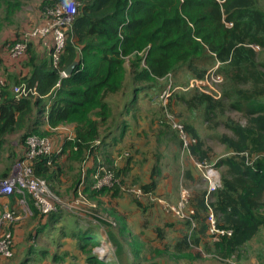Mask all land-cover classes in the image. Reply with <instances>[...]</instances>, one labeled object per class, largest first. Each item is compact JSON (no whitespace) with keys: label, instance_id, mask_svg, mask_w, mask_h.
Listing matches in <instances>:
<instances>
[{"label":"trees","instance_id":"trees-1","mask_svg":"<svg viewBox=\"0 0 264 264\" xmlns=\"http://www.w3.org/2000/svg\"><path fill=\"white\" fill-rule=\"evenodd\" d=\"M2 1L6 0H0V3ZM32 44L29 43L25 56L17 61L28 57ZM256 46L264 48L261 0H78L77 13L67 32L58 66H52L46 48L43 51L46 57L31 58L29 74L15 80L12 86L34 88L37 95L16 99L12 89L11 92L5 90L4 81L0 91V154L5 135L25 128L29 120L34 125L24 140L30 135L47 137L36 128L41 124L50 128L71 124L74 138L65 144L72 154L67 164H78L84 152L90 150L101 136L99 122L93 117L103 122L104 127L111 107L107 98L124 88L126 73L133 91L124 112L134 115L132 111L136 108L132 105L139 88L155 86L167 75L179 72H185L190 79L202 78L218 64L217 71L223 77L221 98L213 99L198 90L181 89L178 90L184 93L173 94V97L191 113L201 111L205 121L229 132L218 135L229 153L217 163L208 159L193 125L182 124L190 138L188 155L191 154L196 162L215 164L220 173L221 187L212 194L208 205L216 217L217 227L230 230L231 234H208L206 188L196 195L189 191L188 205L194 213L190 219L181 220L186 232L171 248L174 253L184 255L195 247L208 250L211 244L222 259L237 257L264 230V63L257 60ZM77 56L80 63L73 73L68 77L60 76ZM226 108L242 112L244 123L226 116ZM167 116L168 113L161 116L157 123L173 130L178 146L182 147ZM125 125L118 137L122 136ZM54 154L33 159L31 167L34 175L43 179L59 197L61 183H58V177L61 176L57 175V168H53L58 158ZM122 155L121 158L128 156ZM107 170L119 181V185L108 191L121 194L116 190L123 186L121 170ZM185 175L187 180L191 179L189 171ZM194 176L201 179L196 171ZM135 187L141 189L142 196L132 194L129 198L145 211L147 197L157 198L153 196L157 182L152 177L149 182ZM103 191L107 190L93 191L91 195L97 199ZM154 231L160 241L157 227ZM74 233L80 249L96 243L92 242L94 232L84 226ZM31 246L28 250L38 252L35 245ZM86 255V264H103L92 254Z\"/></svg>","mask_w":264,"mask_h":264},{"label":"rangeland","instance_id":"rangeland-1","mask_svg":"<svg viewBox=\"0 0 264 264\" xmlns=\"http://www.w3.org/2000/svg\"><path fill=\"white\" fill-rule=\"evenodd\" d=\"M55 2L54 0H8L7 3L6 0L0 3V79L6 83L5 90L11 92L15 80L29 74L28 64L31 58L38 60L46 57L43 53L46 47H43L41 42H33L30 54L23 61L10 60L7 54L13 41L30 28L45 21V10L56 4ZM261 7L264 8V0H261ZM256 52L257 60L264 63V48L257 49ZM189 79L185 72H179L167 75L155 86H149L146 89L139 88L136 92L137 99L132 105V108H136L132 111L133 115L127 111L124 112L133 91L131 88L133 84L126 73L123 81L124 88L107 98L111 107L109 118L105 120L104 127L103 122L93 117L99 122L101 136L98 142H94L90 150L84 152L78 164H67V160L72 157V154L70 148L65 144L74 138L73 125L61 124L56 128H50L46 124H41L36 127L42 133L41 135L52 140L55 148L54 153L58 155L57 165H53V168H57V175L61 176L58 178H62V181L59 180L58 183L63 184L58 194L59 197H57L58 211L50 216L42 217L44 223H41L39 217V220L36 221L37 225L32 219L30 221V217L36 215L37 212L31 211L32 215L29 217L22 216L24 223L21 224V227L24 232L19 244L21 250L14 252V247H16L14 242L12 257L2 259L3 261L0 259V264H86V254L99 257L100 254L96 247L100 243L106 244L108 248V251L99 257L103 264H264V230L259 232L238 253L237 257L229 260L216 255L211 244L208 245V250L195 247L189 254L178 255L171 248L174 243L173 223L165 222L164 217H160L161 224L158 227L155 225L160 241L154 244L141 242L137 235L128 236L127 233L126 238L120 237L119 240L109 234L106 238H101L97 233H93L92 242H96L94 245H87L85 249H80L78 246L73 231L74 228H77L76 224H83L84 229H90L92 232H95L98 227L95 222L97 219L105 220L110 226H117V224L113 225V222L116 223V218L112 216L110 207L102 208L91 195L93 193L92 174L100 165L107 169L121 170L120 177L123 186L116 189L121 191V194L117 196L118 193L115 195V190H111L113 196L120 199L123 198L122 194L127 197L133 196L126 191L127 188L135 187L142 182L147 183L152 177L157 182V190L153 195L157 198L152 200L147 197L146 200L150 204L154 201L160 205L157 199L173 203L176 201L181 187L192 192L193 195L205 190L204 182L194 176L193 156L186 154L178 146V140L175 139L173 130L161 127L157 123L161 116L168 113L181 124L187 122L193 125L204 144L202 149L212 162L218 163L229 153L218 139L219 134H229V132L221 126H212L213 122L205 121L201 111L191 113L184 104L173 97V94L184 93L176 88L184 87ZM174 89L176 90L173 93ZM165 90H171L172 95L164 102L161 95ZM219 90H221V86H219ZM225 111L226 116L244 123L242 112L229 110V108H226ZM32 122L29 120L28 126L4 137L0 154V174L5 166L8 169V175L5 178L15 170L17 161L24 154L26 148L24 137L33 127ZM123 124H126L125 130L122 136L118 137ZM12 143L15 144L12 145ZM124 153L128 154V158H121ZM87 161L92 162L91 170L87 169ZM187 171L191 176L189 180L185 175ZM5 178H0V181ZM107 192L109 191L102 193L107 194ZM77 198H81L78 206L72 204ZM75 206L79 209H75ZM17 221L11 226L17 224ZM107 228L109 227H105V230ZM145 240L147 241V239ZM31 245H35L33 247H36L38 252L28 250L32 247ZM196 253H200L198 258H195Z\"/></svg>","mask_w":264,"mask_h":264},{"label":"built area","instance_id":"built-area-1","mask_svg":"<svg viewBox=\"0 0 264 264\" xmlns=\"http://www.w3.org/2000/svg\"><path fill=\"white\" fill-rule=\"evenodd\" d=\"M78 0H60L52 7L45 10V21L27 30L23 35L19 36L18 40L10 47L9 56L17 61L22 59L28 49L30 42H41L43 47H46L50 52L52 66H58L59 56L64 49L66 36L72 21L77 13ZM258 49V47H254ZM218 64L209 69L202 78H192L188 81L185 87L176 89L198 90L204 94L211 96L213 99L220 97L219 86L223 81L222 75L217 71ZM60 76L64 77V72H60ZM4 86V80L0 79V91ZM175 90V89H174ZM16 99L26 96L37 95L34 88H29L25 85H17L12 88ZM173 91V90H172ZM171 95V90H165L161 95L164 102ZM168 120L172 129L177 132L178 138L182 142V151L189 154L190 138L183 125L168 115ZM25 151L23 156L17 161L15 170L0 181V198L9 196L17 197V205L22 208L25 214H30L32 208L42 216L58 211V198L49 189L48 184L41 178L34 175L31 162L33 159L40 156H50L55 152L54 144L49 137H40L37 135L27 136L25 139ZM124 155H127L124 153ZM248 162H251L248 160ZM193 166L197 174L205 183L206 195L204 198L205 204L208 206V214L206 223L208 225V234L211 236L230 235L231 231L219 229L217 227L216 217L209 207L212 194L221 187V177L215 164L206 162H196L192 160ZM92 190H110L116 185H119L118 179L114 173L104 167H97L94 173ZM136 197L142 196V191L139 187H131L126 190ZM190 193L185 188L179 190V197L175 203L166 202L163 199H157L161 208L168 214L173 215L179 220L190 219L194 211L189 207ZM81 198L73 201L74 204H79ZM31 202V205H30ZM32 206V207H31ZM78 206V205H77ZM75 206V209L77 208ZM19 216L12 209H4L0 213V258H10L13 255L14 235L11 230V224L18 220ZM194 226V223H191ZM100 255L108 251L106 244L100 243L96 247ZM99 255V257H101ZM98 256L97 258L100 259Z\"/></svg>","mask_w":264,"mask_h":264},{"label":"crops","instance_id":"crops-1","mask_svg":"<svg viewBox=\"0 0 264 264\" xmlns=\"http://www.w3.org/2000/svg\"><path fill=\"white\" fill-rule=\"evenodd\" d=\"M7 57L10 60H13L10 58L9 54H7ZM14 144L15 143H12V145ZM86 166L88 167L87 168L88 170L89 169L91 170L92 162L87 161ZM7 175H8V169H6V167L4 166L3 171L0 174V178L2 177L5 178ZM59 180L62 181V178H60ZM141 184H144V182H142ZM62 185L60 186V189L62 188ZM112 194H113L112 191L107 192V194L102 193L96 199V201H98L99 205H101L102 208L110 207L109 209L111 210L110 212L112 216L116 218V223L113 222V225L117 224V226L114 227V226H110V224H108L103 219L95 220L98 227H96L95 229L96 231L94 233H97L101 238H106L107 234H109L111 236L116 237L115 238L116 240H119L120 237H125L127 233L128 236L137 235V237L139 238V241L141 242H149V243L154 244L155 242L158 241L154 230H155V225H157L158 227L161 224L160 217H164L165 222L173 223L172 224V228H173L172 235L174 237V241H176L183 233L186 232V226L183 224V222L181 220H178L174 216H171L168 213H166L161 208L160 205L156 204V202L153 201L152 204H149L147 201L146 205L148 206V208H146L144 211L142 208L136 206V204H134V202H132V200L129 197H127V195L123 194L122 195L123 198L120 199V198H117L116 196H112ZM118 195L119 194H117V196ZM178 197H179V191H178V196L176 198V201L178 200ZM151 199L154 200V198H151ZM16 200H17V197L14 195L6 197V198H3V197L0 198V213L4 209H12V210H15V212L19 216V219H18L19 221L16 220L18 223L14 224L13 227L11 226V229L14 235V242L16 245V247H14V252L15 251L20 252L21 247L19 246V244L21 243V238L24 232L23 227H21V224L24 223L23 221L24 218L22 219V216L29 217L30 215H32V213L25 214L22 208L17 205ZM176 201H174L173 203H175ZM76 209H79V208H76ZM32 212H35L33 208H32ZM35 214L36 215L30 217V221L32 219V221L36 222L39 220V217H40L42 221L41 223H44L41 215L37 213ZM95 216L97 218H100L98 215H95ZM101 221H103L104 223H101ZM35 225H37V222L35 223ZM76 226L77 228H74L73 230L74 232H76V230H78L81 226L83 227V224H79V225L76 224ZM105 227H109V228L105 230ZM145 239H147V241Z\"/></svg>","mask_w":264,"mask_h":264},{"label":"water","instance_id":"water-1","mask_svg":"<svg viewBox=\"0 0 264 264\" xmlns=\"http://www.w3.org/2000/svg\"><path fill=\"white\" fill-rule=\"evenodd\" d=\"M80 63V59L79 57L77 56L70 65H68L65 70L63 71L64 72V77H68L70 76L73 71L75 70V68L79 65Z\"/></svg>","mask_w":264,"mask_h":264}]
</instances>
